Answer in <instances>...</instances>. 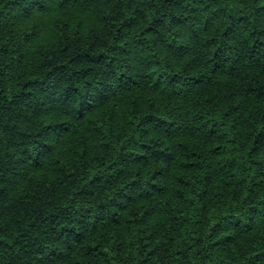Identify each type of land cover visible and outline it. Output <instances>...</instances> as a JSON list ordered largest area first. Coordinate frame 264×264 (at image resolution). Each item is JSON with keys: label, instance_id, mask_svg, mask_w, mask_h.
Wrapping results in <instances>:
<instances>
[{"label": "trees", "instance_id": "1", "mask_svg": "<svg viewBox=\"0 0 264 264\" xmlns=\"http://www.w3.org/2000/svg\"><path fill=\"white\" fill-rule=\"evenodd\" d=\"M0 264H264V0H0Z\"/></svg>", "mask_w": 264, "mask_h": 264}, {"label": "clouds", "instance_id": "2", "mask_svg": "<svg viewBox=\"0 0 264 264\" xmlns=\"http://www.w3.org/2000/svg\"><path fill=\"white\" fill-rule=\"evenodd\" d=\"M35 22V18L24 20L20 22L16 27V32L19 36H23L25 32L29 30V27ZM90 26L99 27L94 22V18H89L86 20L84 27L81 29V35H86L88 28ZM54 44V41L50 42L47 38L46 32H40L36 38L31 42L30 47L33 51L36 49H47L51 48Z\"/></svg>", "mask_w": 264, "mask_h": 264}]
</instances>
